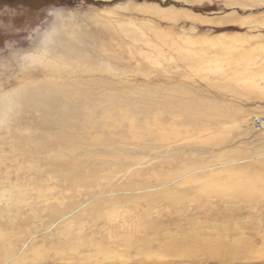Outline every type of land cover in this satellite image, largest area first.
Segmentation results:
<instances>
[{
    "label": "rangeland",
    "instance_id": "1",
    "mask_svg": "<svg viewBox=\"0 0 264 264\" xmlns=\"http://www.w3.org/2000/svg\"><path fill=\"white\" fill-rule=\"evenodd\" d=\"M58 30L59 35L81 38L78 45L86 52L83 63L54 60L50 55H45L44 64L30 62L27 57L43 51L44 38ZM226 36H241L247 42L228 41L224 46L202 42ZM262 74L264 0H0V98L28 93L33 81L53 77L95 96L117 95L136 105L153 102L151 118L177 127V132H163L152 126L151 131L159 136L150 141L158 147L153 151L129 139V145L107 150L99 146L90 147L92 152L70 150L64 159L59 157L61 164L51 154L23 143L26 137H38L33 121L41 114L30 113L24 101L19 102V109L9 113L10 123L0 126V178L20 186L16 192L29 206L18 204L0 214L4 233L22 240L24 235L13 233L20 225L35 233L37 215H30V206L36 208L44 198L87 200L90 188L68 186L62 172H51L59 163L69 171L88 174L96 170L99 184L91 189L96 198L108 197L102 217L86 218L75 229L71 246L62 248L50 240L44 246L37 239L39 247L14 263L264 264L255 259L264 254L262 241L255 243L260 253L244 252L236 262L212 259L206 246L187 243L197 232L202 239L217 234L230 243V235H225L230 228L229 184L264 180V128L252 129L251 123L241 119L254 114L264 118ZM252 76H258L260 87L242 81ZM165 100L201 101L213 117L201 116L197 131L198 126L184 125L178 116L167 120L161 105ZM85 143L90 144V139ZM129 189H135L134 195L126 193ZM141 192L156 196L155 202L143 199ZM164 195L174 196L180 204ZM129 196L141 197L142 202L129 207L125 203ZM246 213L231 223L248 231L254 218ZM248 232L247 237H255ZM189 253L195 259L183 257Z\"/></svg>",
    "mask_w": 264,
    "mask_h": 264
},
{
    "label": "bare ground",
    "instance_id": "2",
    "mask_svg": "<svg viewBox=\"0 0 264 264\" xmlns=\"http://www.w3.org/2000/svg\"><path fill=\"white\" fill-rule=\"evenodd\" d=\"M244 24L245 22L243 23V25ZM70 33L72 34V32ZM240 37L226 36L211 40L203 39L202 42H208L211 43L212 45H219V46L227 45L228 41L247 42L246 40ZM80 39L76 38L74 35H71L70 38H68V36L66 37L59 35V30H58L57 32H54L44 38L43 51H41L37 55H31L27 58H29L28 60L30 62H36V63L39 62L41 64L42 63L44 64L46 63V61L44 60L45 55H50V57L54 60H61L64 62L77 60L80 62L82 61L83 63L85 57L84 54L86 52H84L83 51L84 49L82 50V48L78 45V42L82 43ZM197 55L199 56V54ZM202 58L203 56H201V60ZM203 59H205V57ZM190 60H192V58ZM208 60L209 59H207V61ZM202 63L204 66L205 64L204 61ZM202 63L199 62L198 64L202 65ZM194 64H196V62ZM208 64L206 65L208 66ZM212 64H214V61L212 62ZM263 75L264 74H262V76ZM262 76L261 78L264 79V76L263 77ZM257 77L258 76H252L251 78H247V79L243 78L242 81L249 82L252 85H256L260 87L256 80ZM30 85H32L33 87L30 88V91H28V93H24L21 95H18L17 93L15 94L16 96L14 97L13 94L12 95L8 94L4 96V97H11L13 100V104L11 107H9L7 104L3 102L0 103V119H3L4 123L8 125L11 121L9 118V113L18 110L19 102L24 101L26 109L30 113L39 112L41 116L39 120L36 119V121H33L34 128L38 131V137L36 136L32 138L26 137L22 140L23 143L27 146L35 147L40 153L43 152L46 154H51L49 156L51 158L55 157L56 159H58V161H59V157L60 159L61 157L62 159H64L63 156L67 155L65 152H68L70 150L78 149L80 151L85 150V152H92L93 150L90 151L91 150L90 147H94L95 149L98 146L104 147L107 150L108 147H113V145H118V144L129 145L130 143L129 139H133V140L137 139L135 141L139 140L140 148L142 147L146 150L153 151L158 147L151 145L150 141L157 138L158 134L156 135L151 130H153L156 127V129H159L163 132L169 129H172V131L177 132L176 126L174 125L168 126V124L164 126L163 124L164 121L162 120L160 121L159 118H156V116L154 117V119L151 118L150 115L155 110L153 107L155 103L153 102L145 103L142 101L141 102L142 105H136L131 100L117 95L95 96L91 92L87 93L75 88L77 84L76 86L73 85V87L71 84L65 85L64 83H62V81L54 80L53 77L52 78L41 77V79L30 83ZM258 87L256 88L258 89ZM261 91H264V88H262ZM196 101L189 100L186 102L185 101L182 102L178 100H165L161 105L162 108L164 109L167 120L168 119L172 120L174 119V117L178 116L179 118L182 119L184 125L188 124L194 127L198 126L197 128H195V130L198 131L200 130L199 127H200L201 116L207 118L209 117L207 115H210V118H212L213 113L212 111L210 112V110H208L209 108L205 107V105H203L201 101L200 102H196ZM241 119L243 122L251 123L252 129L264 128V118L261 115L258 114H254L250 116L245 115L244 117H241ZM152 126H154V128ZM144 130H149V132H144ZM261 135L264 136V134ZM88 139H90L91 141L90 144L85 143ZM80 151L78 154L81 153ZM84 155H88V154H84ZM100 155H104V154H100ZM108 155H109L108 157H112L110 156V154ZM115 157H117V155ZM67 161L68 159L65 162ZM60 163L56 165V168L53 167L51 172L54 174H57L58 171L62 172L63 174L62 173L61 174L65 176V178H67L68 180V186H80V187L90 188L87 191L88 192L87 200H83L79 203L77 202L75 197L72 196L68 198V201L66 200V202H59L61 200L59 201L53 200L52 199L53 195H52L51 197L44 198L40 203L37 202L38 204L36 205L39 206H36V208L32 209V206H30V211L32 213L30 215H37V217L35 216V218L37 219V224L35 225L36 227L34 228L35 233L32 231H27L24 227L25 225L24 226L20 225L18 231L16 230L14 232L12 230L14 234L24 235L25 238L22 240L18 237H16L15 240H13V237L5 234L2 227H0V248H2L1 249L2 252H0V254L2 253L0 255V264H13L16 260L18 261L19 258H22V256H24L28 252L35 250V248L39 247L40 245V243L36 241L37 239L42 240L41 244L44 246L47 240L48 241L50 240V242L54 241L55 243L59 242L62 248L64 247V245L71 246L72 243L71 241L73 240L72 235L75 232V229L78 228L80 225H82V222L86 218L96 216L98 219H100L102 217L104 202H106V198L108 197V195L104 194L103 198H96L95 192L93 191V189H91L99 184V182L96 180H100V177L96 172V170L90 171L88 174H85L82 171H78V172L71 170L69 171L66 170V168L64 167H61L63 165H60ZM244 172L246 171L244 170ZM258 176L260 177V174ZM236 181L235 182L233 181L232 183L229 184L230 185V228H229L230 231L227 230L226 231L227 234L225 235H227V237L228 235H230V243L227 242L226 237L217 234H211L208 235L207 237L204 235L205 238L202 239V237H200V234L202 233L199 232H197L198 234L195 236L192 237L190 236L191 238H188L189 240L187 241V243L189 245L191 244L192 247L206 246L208 252L207 256L215 260L235 261V259H239L240 258L239 255L243 254L244 252L252 253V251L255 250L257 253H260L259 252L260 250L257 251V249L259 248L255 246V243H257L258 241H262L263 244L261 247L262 248L261 251H263L264 253V180L253 178V179H245V180L241 179V181H237V182ZM20 188H21L20 186L13 185L9 180L6 181L5 178H0V214L15 209L18 204L22 205L27 203V199H25L24 196L16 192V190H20ZM130 189L128 192H126L127 194L130 193L133 194V191H135V189L133 191H131ZM142 189L144 192H148L152 190L146 188H142ZM163 192L166 193L165 191ZM142 193L143 192H141V194ZM147 194L149 196V193ZM151 195L149 197H146L147 195L145 194L144 195L145 198L143 196V199H145L146 201H154L156 196L153 197ZM160 195L162 194L160 193ZM173 197L169 195L166 196L165 199L177 205L179 202L177 203V199H174ZM138 200H141V197L140 198H132L130 196L125 197V203H127L129 207L130 205H132L133 207L139 206ZM182 200L184 201V199ZM183 201L181 202L183 203ZM24 206H29V205L26 204ZM246 209L248 210L249 216H252L254 218L252 226H250L251 228L249 229L248 227V231L250 232V234L254 232L255 237H247L248 231L247 230L245 231V229L247 228L238 226V224L235 225L234 221L233 223H231L234 217L236 216L242 217V215H245V212L247 211ZM44 216L48 218L47 221H45ZM28 219L30 220L32 219V217L30 216ZM244 219H246V217ZM197 229L200 230V228ZM174 246L176 245L174 244ZM98 251L103 252L101 248L98 249ZM255 251L253 253H255ZM249 253L247 254V256L249 255ZM184 256H187L188 258L189 256L192 257L190 253L183 254V257ZM255 259H257L256 261L258 260L264 261V254L257 255Z\"/></svg>",
    "mask_w": 264,
    "mask_h": 264
},
{
    "label": "clouds",
    "instance_id": "3",
    "mask_svg": "<svg viewBox=\"0 0 264 264\" xmlns=\"http://www.w3.org/2000/svg\"><path fill=\"white\" fill-rule=\"evenodd\" d=\"M0 102H3L5 104H7L9 107H11L12 104H13V100H12L11 97H3V98H0ZM3 124H4L3 119H0V126H3Z\"/></svg>",
    "mask_w": 264,
    "mask_h": 264
}]
</instances>
